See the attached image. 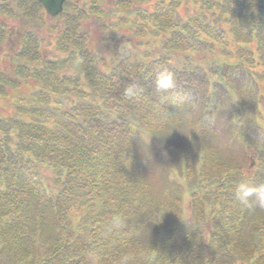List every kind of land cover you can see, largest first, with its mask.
I'll return each mask as SVG.
<instances>
[{"label": "trees", "instance_id": "16d2710c", "mask_svg": "<svg viewBox=\"0 0 264 264\" xmlns=\"http://www.w3.org/2000/svg\"><path fill=\"white\" fill-rule=\"evenodd\" d=\"M0 49V264H264V219L232 195L240 163L208 138L193 163L186 143L162 202L135 150L195 123L189 138L197 119L225 118L230 135L229 120L241 143L263 134L264 0H66L54 19L38 0H0ZM161 67L176 82L166 99ZM172 177L192 180L189 216ZM116 213L124 227L109 231Z\"/></svg>", "mask_w": 264, "mask_h": 264}, {"label": "rangeland", "instance_id": "374dc122", "mask_svg": "<svg viewBox=\"0 0 264 264\" xmlns=\"http://www.w3.org/2000/svg\"><path fill=\"white\" fill-rule=\"evenodd\" d=\"M198 3H187L183 5L179 11L181 16L186 15L188 12H193V9L198 7ZM10 26L18 27L19 22L16 20H6ZM52 22V21H51ZM84 26H90V20L85 21ZM90 33H92V40L95 41L99 37L98 31L94 28H90ZM231 44H229L228 48L233 52V48L236 46H247L252 50L255 49V42H238L237 44L231 38L226 37ZM2 51V49H0ZM12 51V50H11ZM3 52V51H2ZM255 62H258V56H255ZM7 64V61L4 62ZM260 68L254 69V71L259 70ZM33 86L32 84H30ZM29 91L28 88L24 85L21 86L20 91L18 93H25ZM264 96V86L260 88ZM2 100H0V114H5L7 110H5L6 106L2 105ZM261 126L264 129V108L262 113V118L259 119ZM197 123V131L190 135L189 138V128L182 127L179 128V131L175 134L173 132L167 130L163 133H160L157 137V134L150 136L145 135V139L148 141V147L139 148L136 147V153L140 159H142V175L145 179L146 184L149 186L152 185V189L157 191L160 196V200L163 202L167 199L169 194H166L167 191L175 186L173 183L169 181V173L171 171H176L178 173V167L180 160L183 158L182 149L184 148L186 142L188 141L191 145L193 142L195 145H200L202 143L203 138H208L219 150L222 158L224 160H231L232 163H240L242 165V171H244L245 175H252L255 171L258 172L259 180L257 182L264 181V131H263V141L261 146H257L254 148V143L251 142L250 139L246 140V143L240 142L238 139V133L233 131V125L228 120L227 126H229V132L224 129L225 127V118H221L217 121L216 124L211 125L209 123L201 122L199 119L196 120ZM250 144V145H249ZM251 146V147H250ZM254 148V149H253ZM191 154V151H190ZM193 163L196 161L193 159ZM153 191V192H154ZM184 192V191H183ZM182 191H179L180 195V203L181 206L185 209V215L189 216L191 212V201L187 206H184L181 202V196L183 194ZM210 192H205L202 195V198L205 196V204L200 203L199 206L203 207L207 205L208 201H210ZM153 194V193H152ZM254 212V216H258L264 219V210L260 209H252ZM237 264H244V261H238Z\"/></svg>", "mask_w": 264, "mask_h": 264}, {"label": "clouds", "instance_id": "9594fccd", "mask_svg": "<svg viewBox=\"0 0 264 264\" xmlns=\"http://www.w3.org/2000/svg\"><path fill=\"white\" fill-rule=\"evenodd\" d=\"M153 84L155 90L162 94V99H166L176 88L174 74L166 67H161L155 73ZM142 88L133 84L126 88L125 94L129 97L137 96L142 92ZM177 183H184L179 177H172ZM232 195L236 202L248 209L264 210V181L257 182L251 175L242 176L232 185ZM191 200L189 191H184L181 202L187 206ZM109 231H120L124 227V218L121 214L111 215L107 221Z\"/></svg>", "mask_w": 264, "mask_h": 264}, {"label": "water", "instance_id": "95a60500", "mask_svg": "<svg viewBox=\"0 0 264 264\" xmlns=\"http://www.w3.org/2000/svg\"><path fill=\"white\" fill-rule=\"evenodd\" d=\"M46 13L55 16L62 11L64 0H39Z\"/></svg>", "mask_w": 264, "mask_h": 264}]
</instances>
